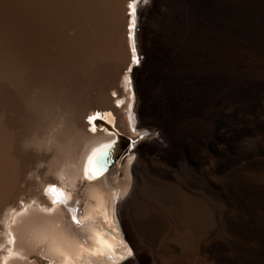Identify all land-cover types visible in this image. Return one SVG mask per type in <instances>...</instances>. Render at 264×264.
<instances>
[{
	"label": "bare ground",
	"instance_id": "1",
	"mask_svg": "<svg viewBox=\"0 0 264 264\" xmlns=\"http://www.w3.org/2000/svg\"><path fill=\"white\" fill-rule=\"evenodd\" d=\"M130 1L0 0V264H110L130 248L122 264H264V110L237 145L211 95L221 75L232 79L233 0H218L223 54L180 35L194 0L140 3L132 79L148 136L130 153V183L113 166L126 148L105 176L85 178L92 148L111 139L88 116L112 110L128 132L127 105L115 103L129 86ZM54 184L66 204L46 194Z\"/></svg>",
	"mask_w": 264,
	"mask_h": 264
},
{
	"label": "rangeland",
	"instance_id": "2",
	"mask_svg": "<svg viewBox=\"0 0 264 264\" xmlns=\"http://www.w3.org/2000/svg\"><path fill=\"white\" fill-rule=\"evenodd\" d=\"M170 1L172 0H168V2ZM218 2H219L218 0L217 1L216 0L215 1L214 0H194L193 10L191 11L188 17V20H187L188 22L187 27H186L187 29L185 30L181 29L180 35H186L187 39L190 42L192 41L191 42V44H193L192 46L197 44L200 40H206L209 43H211V41H213L212 43L216 42L215 44L211 43L212 46L214 45L213 47H216L217 51H219L220 47L224 48L223 50L221 49L219 51L220 53L223 54L226 51L225 50L226 47L224 43L225 39L223 38H226L225 32L227 30V25H226L227 24V12L225 10L223 2L222 3L219 2L221 4H219ZM233 6H234V14H233V31L234 32H232L229 38V41H230L229 47L232 48L231 49L232 53L234 52L233 56H234V63H235L233 70L231 72L232 79H229L228 81L224 77V75H221L220 80H219L220 82L218 81L217 83L219 85L215 87L216 90H213L216 92L212 91L211 95L212 97L215 96L213 98L215 100V103L217 104V105L215 104L216 107L219 109L220 107L222 109L224 108L223 112L224 113L226 112L224 116H227V117L229 116L228 118L230 119L231 117H233L232 118L233 123L236 127V132H237L236 138L237 137L239 138L238 140L236 139L237 145H241L242 141L244 142V140L248 136H250L251 133L253 132V130L250 131L251 130L250 122L249 124L246 122H248V120L252 121L253 117L258 115V113L261 110H264L263 109L264 105H262L264 104V101H263L264 100V77H263L264 76V0H236V1L233 0ZM211 20L213 22H211ZM210 24L211 25L213 24L212 25L213 27ZM223 25L224 27H222ZM225 26H226V29H225ZM216 29L221 30V31H218ZM187 30L189 32H187ZM208 31L210 33H208ZM207 37L211 39H208ZM193 39H194V42H193ZM140 55L143 58V55L142 54ZM228 85H230L229 91L231 92V95L229 94V96L226 97V95H224L225 94L224 92H225L226 86ZM262 94H263V97H262ZM256 96L261 101L257 100L258 98L257 99L254 98ZM217 99L218 101H216ZM255 99L256 101H254ZM217 102L220 104H218ZM259 102L261 103L259 104ZM256 104L258 105L257 107H256ZM253 106H255L256 108H254ZM230 110H232V114ZM252 112H253L252 114L253 116L250 114ZM230 114L232 116H230ZM244 125L247 128H244ZM247 129L249 130L247 131ZM120 147L121 149L124 150V148L127 147V144L121 141ZM132 157L133 156H131L129 153L126 156H124V158L123 156L121 157L122 164H117L118 159L116 160V163L113 164V166H116V165L119 166V170L116 173V179L118 183L120 184H123L121 182L123 179L125 180L126 175L124 174L128 173V170H126V164L128 163L132 165L134 162L133 161L134 159H132ZM125 181L128 182L129 180H125ZM117 189L121 191L120 197H122L123 187L118 186ZM19 202L22 205L24 200H21ZM127 242H129V240ZM130 249H131L132 255L127 259L128 261L132 259L134 256L132 248ZM127 260H125L124 262H126Z\"/></svg>",
	"mask_w": 264,
	"mask_h": 264
},
{
	"label": "snow or ice",
	"instance_id": "3",
	"mask_svg": "<svg viewBox=\"0 0 264 264\" xmlns=\"http://www.w3.org/2000/svg\"><path fill=\"white\" fill-rule=\"evenodd\" d=\"M140 2V0H132V2L129 4V8L131 9V21H130V29H135L136 27V20H135V16H136V8H137V4ZM144 2H147V0H144ZM132 52H133V61L135 63H139V59L136 57L135 52H136V48H135V42L133 40V44H132ZM126 79V84L130 85L131 81L130 79H128L127 77ZM109 116H111V114H108ZM98 116H93V117H89V120H95L97 119ZM93 131H95L96 129L93 128ZM109 147H111V145H105L103 146V148L101 149H97L92 153V156L89 157L88 159V167L84 170V176L86 179L89 180H93L98 178V176L100 175V172H98L94 167H92L94 159L96 157H98L99 155H101L103 152H105ZM46 194L49 195V197L52 199V203L53 204H66L67 201L71 198L69 196L68 193L64 192L63 190L50 185L46 190H45ZM45 211H50L49 209H44ZM73 221L77 224H80V221L74 216L73 217ZM14 238L9 240V243L12 244L14 243ZM110 264H119L118 261L110 258ZM50 264H53V262H50Z\"/></svg>",
	"mask_w": 264,
	"mask_h": 264
},
{
	"label": "water",
	"instance_id": "4",
	"mask_svg": "<svg viewBox=\"0 0 264 264\" xmlns=\"http://www.w3.org/2000/svg\"><path fill=\"white\" fill-rule=\"evenodd\" d=\"M125 144H126V142H124ZM121 143H119V144H117V145H120ZM117 145L116 146H114V147H112L110 150H109V153L108 152H105V153H103L102 154V156L104 157L103 158V160H102V162H101V159L99 160L100 161V163H104L103 164V169L104 170H106L108 167H110L112 164H113V162L115 161L114 160V155L116 154H118L119 153V151L121 150V147L119 146V147H117ZM99 157V156H98ZM106 159V161L104 162V160ZM96 160H97V157L94 159V162H93V166L92 167H94L98 172H101V170H102V166H101V164H99V165H97V163H95L96 162ZM98 161V162H99ZM100 177V175L98 176V178Z\"/></svg>",
	"mask_w": 264,
	"mask_h": 264
}]
</instances>
